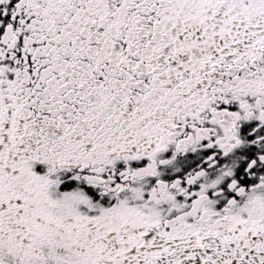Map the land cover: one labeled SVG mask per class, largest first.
<instances>
[{
	"label": "snow or ice",
	"instance_id": "1",
	"mask_svg": "<svg viewBox=\"0 0 264 264\" xmlns=\"http://www.w3.org/2000/svg\"><path fill=\"white\" fill-rule=\"evenodd\" d=\"M0 264H264V0H0Z\"/></svg>",
	"mask_w": 264,
	"mask_h": 264
}]
</instances>
